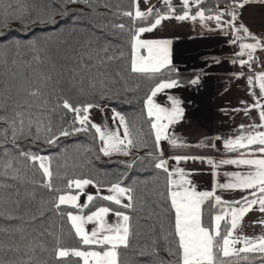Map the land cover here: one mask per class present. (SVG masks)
Instances as JSON below:
<instances>
[{
	"label": "snow or ice",
	"instance_id": "obj_1",
	"mask_svg": "<svg viewBox=\"0 0 264 264\" xmlns=\"http://www.w3.org/2000/svg\"><path fill=\"white\" fill-rule=\"evenodd\" d=\"M71 4H83L90 12L69 10ZM251 5L264 8V0H179L178 5L160 0L159 6L129 0L108 17L96 12L100 0H0V264H264V234L239 232L247 214H264V60L258 55L264 53V36L243 21ZM102 6L112 11L109 0ZM57 16L77 23L85 16L92 19L79 36L77 25L62 31ZM173 19L198 22L238 48L228 59L242 70L232 78L245 80L252 102L241 101L243 107L232 110L249 117L232 135L192 145L176 134L187 109L168 90L199 86L203 76L185 83L173 64V39L146 35ZM12 24L52 26L58 35L21 40L9 35L19 31ZM212 63L221 59L214 57ZM138 79L151 85L139 116L130 119L110 102L137 90ZM161 94L166 104L158 102ZM106 109L111 116L96 122L94 110L103 115ZM81 135L88 143H73L85 159L108 158L123 170L107 179V172L62 173L78 167L65 154L67 142ZM37 142L45 147L33 150ZM193 147L222 155L181 151ZM188 162L208 166L212 190H198L193 177L200 171L181 166ZM141 170H150L154 179L135 175ZM89 186L95 194L86 193ZM40 189L50 197L45 199ZM217 190L243 195L226 200ZM53 216L61 222L59 234ZM65 223L75 244L63 239ZM253 224L264 226V219Z\"/></svg>",
	"mask_w": 264,
	"mask_h": 264
},
{
	"label": "crops",
	"instance_id": "obj_2",
	"mask_svg": "<svg viewBox=\"0 0 264 264\" xmlns=\"http://www.w3.org/2000/svg\"><path fill=\"white\" fill-rule=\"evenodd\" d=\"M160 0H152V3L159 6ZM178 5L179 0H173ZM243 21L250 27V30L258 35L264 36V8L258 5H251L244 10ZM149 37H165L173 39L172 60L173 64L182 71L195 72L196 75L203 76L199 86H185L177 89L168 90L169 94L176 95L185 101L187 109L185 121L175 126L177 135L186 139L190 144L195 145L206 137L211 138L215 135L229 136L240 124L249 123V117L243 112H234L233 109L242 108L241 101L252 102V97L248 95L247 85L243 79H233L232 73L242 69L229 62V57L238 48L230 46L228 38L218 32H206L200 24L190 21L178 22L176 20L167 21L162 29H157L153 34H146ZM264 60V53H259ZM220 58L221 63L213 64V58ZM246 71V69H244ZM207 73V75H204ZM195 75V76H196ZM158 102L166 104L165 95L157 97ZM191 101V103H188ZM225 110V111H222ZM256 118L255 110L250 114ZM110 109H106L104 114L94 110L93 119L102 122L105 117H110ZM108 124L111 125L109 119ZM217 147L220 143L217 142ZM189 151L194 155L205 154L220 156L215 150L191 148ZM181 166L186 169L199 170L200 174L193 177L198 190H212L213 178L208 174L207 165L199 162H188ZM223 170H234L233 166H225ZM224 180V177H221ZM86 193L95 194L96 189L89 186ZM217 194L226 200L237 199L236 195H243L240 191L217 190ZM85 195H81L80 202L84 203ZM255 212L247 214L240 232L245 235L258 236L264 234V227L261 228L254 221H259ZM111 219V217H110Z\"/></svg>",
	"mask_w": 264,
	"mask_h": 264
},
{
	"label": "trees",
	"instance_id": "obj_3",
	"mask_svg": "<svg viewBox=\"0 0 264 264\" xmlns=\"http://www.w3.org/2000/svg\"><path fill=\"white\" fill-rule=\"evenodd\" d=\"M59 2H60V0H57V3H59ZM103 2H104V0H100V6L96 7V12L97 13H107L108 17H112L116 6L119 4L123 7H127L129 0H109V2L113 6L112 11H109L108 8L103 7L102 6ZM211 3H212V0H209V4H211ZM221 4H223V3H221ZM68 7H69V10H78V11L82 10L86 14L90 12V9H88L87 6H85L83 4H71ZM56 19L61 22L62 31L67 32L68 29L72 28L74 25H77L79 36H82L86 31L87 21L89 19H92V17L85 16V18L80 20L78 23H77V21H75L71 17L65 20V19H62L60 16H57ZM95 19L99 20L102 18L97 16V17H95ZM11 27L15 28V29H19V31L9 33V35L13 38H19L21 40H28L30 38L35 39L36 37L43 38L46 35H52V36L58 35V33H56L54 31L52 26L33 25L30 28L25 29V28H22V26L19 24H13V25H11ZM33 29L36 30L35 36H33ZM25 32H27V35H25ZM109 38L113 39V42H117L114 38H112V37H109ZM0 39H2V38H0ZM123 50H124V55H125L123 65L126 66L127 58L129 56V50H128V47L126 44L124 45ZM195 75H196L195 72H188V71L186 72V71L180 70V77L185 83L188 80L194 78ZM137 82L139 83V88L137 90H135L134 92H130L128 94H125V95H121V96L113 99L110 102L112 107H115L118 111H121V112L127 114L130 119L137 118L139 116L140 109L142 107L141 98L145 95V93L148 91V89L151 85V82L147 79H138ZM2 126L3 125H0V127H2ZM143 127L145 128V130L147 129L146 124H144ZM73 141H79L80 143L87 144L88 138L81 135L78 137H74V138H72V140H69L67 142L68 151L65 154V158L69 164H74V165H77L78 167L69 168L67 170L60 169L62 173L64 171H67L69 175L79 174L80 172H84L86 174L90 173V174H94V175H102L104 172H107V173H109V177H105V179H107V178L111 177L112 173H114L118 170L119 171L123 170L122 165L110 162L108 160V158L101 157L100 161H94L91 159V157H88L87 159H85L84 156L81 154V152L77 151L76 146L73 143ZM31 143H32L31 140L21 141V144H24V145L31 144ZM43 147H45L43 144L37 142L35 144L33 150H35V148H43ZM49 151L54 152L55 149H49ZM146 151H148V149L141 150V151H139L138 154L143 156ZM181 151H193V150L187 149V150H181ZM65 158H62L61 163L63 162V160ZM120 159H128V158H124V157H113L112 158L113 161L120 160ZM135 175H138L141 179H143L145 177L149 178L150 180L154 179L150 174V170L149 171H142V170L137 171L135 173ZM56 182L58 184H61V185L63 184V181H56ZM160 182H161V184L163 182L162 176L160 177ZM38 191L40 192V194L42 196L45 197V199H48L50 197V194L46 193L44 190L40 189ZM51 220L53 222H55L54 226H53V230L57 234H59L60 233V225H61L60 220H58L55 216H53L51 218ZM63 239L65 240V243H67V244H70V245L75 244V240L72 238V236L70 234V230H69L66 223L63 225ZM48 240H49V243L51 244L52 238L49 237ZM160 256L165 258V259H170V257H168L166 252H160ZM49 259H50V257H49ZM52 264H55L54 260H52Z\"/></svg>",
	"mask_w": 264,
	"mask_h": 264
},
{
	"label": "rangeland",
	"instance_id": "obj_4",
	"mask_svg": "<svg viewBox=\"0 0 264 264\" xmlns=\"http://www.w3.org/2000/svg\"><path fill=\"white\" fill-rule=\"evenodd\" d=\"M13 25V24H12ZM192 154V153H191ZM235 197H237V199L238 198H240L241 197V195H236ZM252 212H255L256 214H255V216L257 215V217H258V219L259 220H262V219H264V214H261L259 211H256V210H253ZM257 225H259L261 228H263L264 226H261L260 224H257ZM239 232H240V230H239ZM241 234H243V235H245L244 234V232H240ZM247 236H249L248 234H247ZM250 237H252V236H250ZM239 246V245H238Z\"/></svg>",
	"mask_w": 264,
	"mask_h": 264
},
{
	"label": "built area",
	"instance_id": "obj_5",
	"mask_svg": "<svg viewBox=\"0 0 264 264\" xmlns=\"http://www.w3.org/2000/svg\"><path fill=\"white\" fill-rule=\"evenodd\" d=\"M223 6H224V4H221V5H220V7H223Z\"/></svg>",
	"mask_w": 264,
	"mask_h": 264
}]
</instances>
